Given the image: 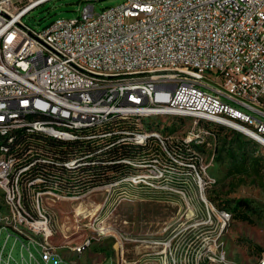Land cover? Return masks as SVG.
<instances>
[{"label": "built area", "instance_id": "built-area-1", "mask_svg": "<svg viewBox=\"0 0 264 264\" xmlns=\"http://www.w3.org/2000/svg\"><path fill=\"white\" fill-rule=\"evenodd\" d=\"M19 1L0 0V129L18 117L52 128L47 112L82 128L98 117H118V107H131L135 114V108L145 113L178 104V112L188 110L189 118L218 126L230 122L231 129L264 142L249 135L247 126L231 123V116H238L247 125L264 126V0H126L100 12L87 2L78 16L58 18L42 30L23 18L47 0ZM132 6H139V15H132ZM147 64H154V72H146ZM82 73H91V80H82ZM84 93H91V100H84ZM33 109H42V116H33ZM149 131L117 141L140 145ZM61 133L65 138L69 131ZM174 139L202 140L196 132L157 138L141 163H123L126 179L118 173L117 185L105 183L87 193L113 189L119 200H180L188 206L198 199L199 206L190 204L193 212L205 211L214 230L220 217L230 222L232 213L217 209L207 196L215 183L204 156L188 157L187 163L169 160ZM160 144H168V152H161ZM30 163L35 160L0 165V189L13 194L9 212L22 216V223L0 224V264L13 263V230L22 235L20 248L28 249L25 264H51L54 255L53 264H65L59 248H47L57 226L42 201L45 178L22 180ZM150 163H157L158 171H150ZM134 168L145 169V176L134 177ZM5 170L13 171L12 179H4ZM20 191H27V200H20ZM0 216L7 214L0 210ZM212 258L227 264L223 254Z\"/></svg>", "mask_w": 264, "mask_h": 264}, {"label": "rangeland", "instance_id": "rangeland-1", "mask_svg": "<svg viewBox=\"0 0 264 264\" xmlns=\"http://www.w3.org/2000/svg\"><path fill=\"white\" fill-rule=\"evenodd\" d=\"M125 1L47 0L23 20L42 30L58 18L78 16L87 2L94 3L96 12H100ZM26 2L20 0L19 4ZM170 116L140 117L138 122L144 130H159L168 136L170 132L179 136H190L193 132L201 135L202 140L193 141L185 157L188 160L204 156L212 174L211 183H215L207 189V196L217 209L232 213L230 222L227 220L224 225L220 217L214 230L205 211L193 212L190 204L199 206L198 199H193L189 207L180 200L162 202L127 197L119 200L113 189L94 190L81 197L45 194L43 201L53 211L50 213L57 226L53 243L73 256V261L82 258L83 264H219L212 257L221 254L227 264H257L261 259L264 146L230 127ZM208 130L214 131V135L207 134ZM243 215L248 219H243ZM90 239L83 253L72 251V247ZM21 244L16 243L12 264H25L28 250L20 248ZM54 261L55 257L51 264Z\"/></svg>", "mask_w": 264, "mask_h": 264}, {"label": "bare ground", "instance_id": "bare-ground-1", "mask_svg": "<svg viewBox=\"0 0 264 264\" xmlns=\"http://www.w3.org/2000/svg\"><path fill=\"white\" fill-rule=\"evenodd\" d=\"M132 15H139V6H132ZM146 72H154V64H147L146 65ZM82 80H91V73H82ZM84 100H91V93H84ZM171 112H178V104H168L167 109L166 108H158L157 111H147L145 113H142V108H135V114L133 112H131V107H118V117L117 116L98 117L96 122L85 123L82 126V128L80 126H72L71 123H64V122L56 121L57 112H47V122H52V128H48L47 125H42V124H33L32 125V119H26V117H18L16 124H14L13 126H10L9 128L0 129V165L9 164L11 162V159H12V162H19V161L25 160V154L19 155L18 149L20 147L15 146L18 137L24 133H25L24 135L26 136V133H32L33 134V132H40V133H43V134H46V135H49V136H52L55 138H59L62 140H67V141L68 140H74V139L79 138L78 134H79L80 130H87L88 131L91 129L94 130L96 128L102 129L107 124H110L114 120L115 117H117L121 121H123V123L124 122L127 123L128 127L123 128V129H119V130H114V131L108 132V133L106 132V134H104V135L105 136H117L118 140H120V137H122L123 135L132 134V133H135L137 131H143L144 130L138 122L140 117H146V116H151V115L170 116ZM33 116H42V109H33ZM177 116L189 117V112H188V110H181L180 112L177 113ZM231 123H238V126H247V132L249 135H256V136L264 137V126L247 125V119H238V116H231ZM222 126L230 127V122H223ZM67 131H69V133H65V138H63V133H61V132H67ZM90 137H96V135H93V136L88 135L87 136V138H90ZM157 138L171 139V136H168L167 134H164L163 132H161L159 130L149 131L148 139L145 142H140V146L143 147L142 153L135 158H129V157L123 158V159H121L120 162L125 163L128 161V163H141L142 159H145V155L148 152H150V150L154 147V142L156 141ZM255 141H257L258 143H260L261 145L264 146V142H261V140H255ZM192 142L193 141L186 143L180 139H174V142H170V150L171 151H169V160L171 162L187 163L188 160L186 159L185 155L190 152ZM25 145H27V144H25ZM30 151L32 154L34 149H30L29 152ZM160 151L161 152H168V144H160ZM195 157H197V156H195ZM47 160H48V158H47ZM72 163H76V161L73 160ZM34 165H35V163H30L31 172L22 173V180H31L32 175L43 176L42 173H40L41 169L39 171H37V170L35 171L33 169ZM65 165L69 166V164H67V163ZM150 171H158V164L157 163H150ZM117 174H118L117 172H112L110 175L116 177ZM142 176H145V169L134 168V177H142ZM79 177H81V176H79ZM12 178H13V171L12 170H5L4 171V179H12ZM119 179H126V172L124 173L123 176H121V173H120ZM57 183L59 184V182H57ZM106 185H108V186L117 185V179L111 183L106 184ZM44 186L45 187H57V185H55V184L54 185L52 184L50 186L47 185L46 179H44ZM46 190H48V191L42 192V201H43V195H45V194H54V195H59V196L62 194V193L61 194L56 193L53 190H49V189H46ZM0 191H1V193H0L1 214H7V216H0V224H2V225H16L17 223H22V216L17 215V212H9V209L12 208V206H13V194H8V189H0ZM63 194H65V193H63ZM86 194H88V193H86ZM20 200H27V191H20ZM222 218L224 221V225H226L227 220H229V218H227V217H222ZM48 219L54 220V218L50 212H48ZM13 238L15 240V245L17 242H22V235L20 234V230H13ZM89 241L90 240H87V241L79 244L74 249L80 250L79 253L83 252L86 249V247L88 246ZM47 248H58V246L54 245L53 240H50V241H47ZM22 249H24V248H22ZM25 249H27V248H25ZM22 255L24 256L23 251H22ZM13 258H15L14 254H10V262H11V259H13ZM23 258L25 259V257H23ZM257 264H264V255L261 257V259L258 261Z\"/></svg>", "mask_w": 264, "mask_h": 264}, {"label": "trees", "instance_id": "trees-1", "mask_svg": "<svg viewBox=\"0 0 264 264\" xmlns=\"http://www.w3.org/2000/svg\"><path fill=\"white\" fill-rule=\"evenodd\" d=\"M118 119L119 118L115 117L110 124H107L102 129L96 128L88 131L80 130L78 134L79 138L68 141L40 132H33V134L26 133V136L24 133L18 137L15 146L20 147L18 149L19 152L17 151L19 155L26 154L30 149H34L32 154H27V157H25L26 163L35 160L33 169L35 171L43 169L42 171L40 170V173H42L43 177L46 179L47 185H57V187H47L44 189L53 190L56 193H65L71 196H80L94 187L115 181L117 176H111L110 174L112 172L121 173V176H123L125 172L121 171L124 170L126 166L120 162L121 159L128 157L135 158L142 153L143 147L140 145L126 142L118 143L117 136L104 135L106 132L108 133L128 127L127 123H123V121ZM88 135H96V137L87 138ZM39 158H44L45 160L48 158V160L39 161ZM73 160L76 161L75 165H65L67 162ZM256 167L258 169L261 167L259 162L256 164ZM56 181L59 182V184ZM43 191L45 192L48 190ZM242 218L245 220L248 219L246 215H243Z\"/></svg>", "mask_w": 264, "mask_h": 264}, {"label": "crops", "instance_id": "crops-1", "mask_svg": "<svg viewBox=\"0 0 264 264\" xmlns=\"http://www.w3.org/2000/svg\"><path fill=\"white\" fill-rule=\"evenodd\" d=\"M59 248V247H58ZM74 248V247H73ZM87 249V248H86ZM85 249V250H86ZM75 250V249H74ZM84 250V251H85ZM83 251V252H84ZM82 252V253H83ZM58 254L59 255H62L63 256V262L65 263V264H83V263H85V262H83V261H85V260H83L82 258L81 259H79V258H76L74 261L72 260L74 257L73 256H70V254H68L66 251H64V250H59L58 251ZM77 254H81V253H77ZM58 255H54L53 257H52V260H53V258L55 257L56 258V261H58V257H57ZM56 261H54V262H56Z\"/></svg>", "mask_w": 264, "mask_h": 264}]
</instances>
